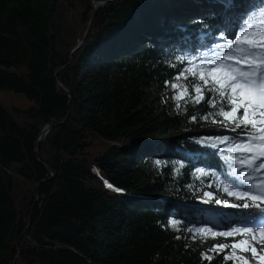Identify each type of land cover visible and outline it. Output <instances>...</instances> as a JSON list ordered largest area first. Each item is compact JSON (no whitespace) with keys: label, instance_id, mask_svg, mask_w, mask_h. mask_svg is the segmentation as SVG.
<instances>
[{"label":"trees","instance_id":"16d2710c","mask_svg":"<svg viewBox=\"0 0 264 264\" xmlns=\"http://www.w3.org/2000/svg\"><path fill=\"white\" fill-rule=\"evenodd\" d=\"M92 1L0 0V264H231L208 247L264 223V199L228 194L262 197L264 170L258 145L230 150L207 68L250 51L225 28L264 42V0H115L88 29Z\"/></svg>","mask_w":264,"mask_h":264},{"label":"snow or ice","instance_id":"6c2138e0","mask_svg":"<svg viewBox=\"0 0 264 264\" xmlns=\"http://www.w3.org/2000/svg\"><path fill=\"white\" fill-rule=\"evenodd\" d=\"M243 35V34H242ZM264 36V33H261ZM236 43H243L247 46V51L245 56L241 59L247 61L245 67L247 70H237L231 65H224L222 69H226L223 72L222 84L220 88L213 86V90L219 93V99L223 101L220 106V110L217 113L218 116H224L225 120L235 125V129H241L240 135L245 139L237 141L230 150H251L253 145H258L260 148L259 155L253 154L250 157V165L260 161L256 164V170H264V55H257V51H264V42H257L255 40H241V37L236 38ZM228 59V57H224ZM188 71L187 69L185 72ZM216 70L214 69L213 72ZM186 78L184 72H181L177 79ZM204 80V84L207 85L208 81L203 75L200 77ZM216 82H220L218 79ZM173 88L178 87V85L173 84ZM193 91L197 94L202 93V88L200 86H193ZM187 92V90H185ZM183 97H176V99H182ZM202 96L194 98V102L199 103ZM229 109V110H226ZM240 109H243L241 115H235ZM195 119V117H193ZM159 163V161H157ZM110 187V185H109ZM227 187V186H226ZM229 195H235L237 198L243 199L245 197L252 203L247 202V200L239 205L243 208L249 207H259L255 202L257 200H262L264 197L249 196L247 191H229ZM206 195L211 196V193H206ZM218 203L220 201H217ZM235 206V205H234ZM200 232H204V229H200ZM252 232L250 228L244 229H234L228 232L219 233L220 236L229 237L236 233H249ZM260 233H264V227L259 228ZM253 240L256 239L255 234L252 237ZM247 241H240L239 243H233L231 245L218 244L214 245V249L223 250L227 247L233 249L240 248L242 251H251L253 256L257 255V249L255 246L251 248L247 247ZM264 251V249H261ZM231 257L225 256V259H230ZM205 259L211 260L212 257L205 256ZM259 260H264V256H260Z\"/></svg>","mask_w":264,"mask_h":264},{"label":"rangeland","instance_id":"374dc122","mask_svg":"<svg viewBox=\"0 0 264 264\" xmlns=\"http://www.w3.org/2000/svg\"><path fill=\"white\" fill-rule=\"evenodd\" d=\"M226 29V33H227V39H225L226 41H231L234 42L236 37H237V31H229L227 28ZM234 37V40H230L229 38ZM264 40V37L262 38ZM224 41H221L220 44H224ZM241 56H238L237 59H233V61H223L221 63H217V59L212 60L211 62H209L210 64L208 65V72H209V78L211 80H213L215 82V84L221 86L223 80V72L226 71V69H222V66L224 65H231L232 67L236 68L237 70H247V68L245 67L247 61L242 60ZM239 59V60H238ZM216 70L215 72H213V70ZM204 76V75H203ZM205 79L206 76H204ZM220 80V82H216L217 80ZM208 80V79H207ZM204 81V80H203ZM4 98H10L12 101L15 100L16 98L14 97L13 93L11 92H4L1 93ZM180 96L181 97V92L178 89V87L173 88L172 86L170 87L169 91H168V102L169 103H176L179 101V99H176V97ZM243 110V109H242ZM209 128L211 130H219V129H229L230 126H226V125H209ZM262 197H264V188H263V195ZM240 199V198H239ZM198 205L200 206V208H211L212 205L211 203L215 202L213 205V209L215 210H220V211H230L235 209L236 207V202L234 201H221L220 199H217L215 196H213V194H211V196L208 195H203L201 196V198H199L198 200ZM217 201H220L219 203ZM235 205V206H234ZM258 221H256L252 226H254L252 232L246 233L244 235H242V237H237L235 240H229V239H221L223 240L222 242H215L209 245L208 250L211 253L213 252H217V253H225L228 251V257H231L230 259H228V261H230L231 264H239V260H241V253H237L234 251L233 248L231 247H227L223 250L220 249H214L213 246L214 245H218V244H224V245H231L233 243H239L240 241H247L251 244L252 246H255V248L257 249V259L254 260L253 258L248 259L246 261L245 264H264V260H259L260 256H264V251H262L261 249H264V233H260L259 232V223H257ZM196 234H197V230H192L190 233H188V235L186 236L187 241L189 242L190 245H194L197 244L196 241ZM236 234H240V233H236ZM236 234H234L233 237H236ZM253 234H255L256 239L253 240ZM232 237V239H233ZM198 246H203L204 244L200 243L198 244Z\"/></svg>","mask_w":264,"mask_h":264},{"label":"water","instance_id":"95a60500","mask_svg":"<svg viewBox=\"0 0 264 264\" xmlns=\"http://www.w3.org/2000/svg\"><path fill=\"white\" fill-rule=\"evenodd\" d=\"M115 0H93L92 1V13H91V20L89 21V24H88V29L90 28V25H91V22H92V19L94 17V9L96 7V5H100V4H104V3H109V2H114ZM85 39H86V36H84L83 40L71 51V54H70V59L74 56L76 50L81 47L84 42H85ZM65 68H62L61 70H59L55 76H54V82L58 88V90L61 92V94L64 96V97H68V92L58 83L57 81V77L58 75L64 70ZM58 127V125H51V126H47L46 128L43 129V131L40 133L38 139H37V143L40 142V138L45 135L44 139H46V135L51 131L53 130L54 128ZM37 197V195H36Z\"/></svg>","mask_w":264,"mask_h":264},{"label":"bare ground","instance_id":"6f19581e","mask_svg":"<svg viewBox=\"0 0 264 264\" xmlns=\"http://www.w3.org/2000/svg\"><path fill=\"white\" fill-rule=\"evenodd\" d=\"M246 246L251 248V244L249 242L247 243ZM234 251L242 254L241 255L242 258H241V260H239V264H245L246 261L250 258L251 259L253 258L254 260L257 259L256 256L255 257L253 256V253L250 250L249 251H242L240 248H235Z\"/></svg>","mask_w":264,"mask_h":264}]
</instances>
